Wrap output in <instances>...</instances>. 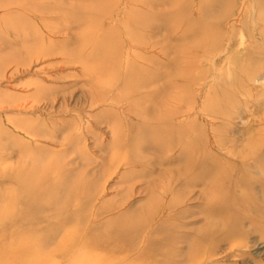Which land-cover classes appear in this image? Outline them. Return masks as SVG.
Returning <instances> with one entry per match:
<instances>
[{
    "label": "rangeland",
    "instance_id": "obj_1",
    "mask_svg": "<svg viewBox=\"0 0 264 264\" xmlns=\"http://www.w3.org/2000/svg\"><path fill=\"white\" fill-rule=\"evenodd\" d=\"M87 1L0 0V264H264V0H110L93 28ZM106 36L102 90L86 66ZM116 77L143 79L137 107ZM158 125L180 131L167 149L142 144ZM205 157L213 196L177 175ZM34 168L49 212L18 197Z\"/></svg>",
    "mask_w": 264,
    "mask_h": 264
},
{
    "label": "bare ground",
    "instance_id": "obj_2",
    "mask_svg": "<svg viewBox=\"0 0 264 264\" xmlns=\"http://www.w3.org/2000/svg\"><path fill=\"white\" fill-rule=\"evenodd\" d=\"M14 1L17 2L21 6L23 5L26 7H33V8L35 6L34 5L35 0H14ZM109 1L110 0H88L86 3L84 2L81 5V9L83 8L82 10L84 13L82 19L87 23V25L89 27L93 28V27L98 26V22H99L100 17L97 16L96 10L104 8L106 3L108 4ZM79 18H81V17L79 16ZM138 18L139 17H137L136 21L139 23V21L142 19H140V18L138 19ZM70 19H72V18H70ZM73 20L78 21V17H73ZM140 22H142V21H140ZM131 37H132V35L130 33H127V38L132 39ZM102 42H104V44L101 45ZM113 48L114 47H112V44H110V40H108V37L107 36L104 37L103 39H101L100 42H98V45L96 47L97 50L95 51V53H97V56L94 55L95 57H97L95 59L96 61L94 60V62H88L87 66H86L87 72H93V73L97 74V77H96L97 86H99L102 90H104V87H107L108 84L111 83V77L115 76L116 71H117L116 66H114V60L117 59L116 58L117 56L115 55V53L117 54V52H113L114 55L113 54L108 55V53H111L110 51ZM109 69L113 70V71L108 72ZM132 69L133 68L128 67L127 74L125 73V75L126 76L131 75ZM125 79H124V81H122V79L120 77L119 78L116 77V85H117L116 87H118L117 89L121 92V94L124 93L128 99H131L132 106L137 107V103L133 100V98H137L136 97L137 91H139V88H141L140 85H141L143 79L141 77H138L137 82L135 84L134 83L128 84L127 80L125 81ZM122 96H123V94H122ZM162 118L163 117L160 114H156V115L151 114L148 117L143 116L142 121H144V122L145 121L155 122V121H161ZM158 126H160V127H157V128L156 127H154V128L143 127V128H141L140 133H142L143 137H144L142 140L143 141L142 144H145V143L147 144V142H146L147 139L148 140L149 139H156V142L159 146L158 148H166L167 149L168 148L167 145H164L165 143L159 139H177L176 137L179 136L180 131H177L176 129H173V128L172 129L168 128L165 130V127H162L165 125H158ZM133 135H131V137H133ZM145 139H146V141L144 143ZM137 140H138V138H137ZM140 141L141 140H139V142ZM155 146H157V145L155 144ZM155 146H153V147H155ZM166 149H164V150H166ZM189 153H192V152H188V155H189ZM194 166L195 167H193L189 163H186L185 166L179 170L177 175L179 177L180 176L190 177L191 176V175H189L190 172H193L194 170L198 171V174L200 176H198V178H197V181H196V183H198L197 185L200 186L202 183L203 186H201V189H202L203 194L206 196H208V195L213 196L214 191L217 190V188L212 186L211 184H207V180H208V177H210L212 174L217 175V173L214 172V171H216L215 169L217 168V166L208 167L207 162H206V157L203 160L199 159L198 162L195 163ZM165 168L166 167H164V169ZM30 171L25 175L21 174L16 179L17 185L20 188V190H18V194H19L18 197H19V199H22V198L26 199L25 201H26V204L28 206L25 204V209H26L25 213H30V214L35 213L36 214L38 211H41L43 208L46 209L45 207H48V206H44L45 205L44 203H41V204L37 203V201H36V198L38 197L37 191H41L40 193L45 196V192H46L47 187L50 186L49 188L53 189L54 185L51 186L50 184H47V181H46L47 180L46 178L48 176L47 172L42 171L41 173H39V172H37V170L35 168L31 169ZM46 171H47V169H46ZM55 186L57 188V189L55 188V190H54L55 192H58L57 190H61V192H63L62 190H64L67 187H70V184L67 181V179L64 180L61 177V178H58L57 185H55ZM73 188L75 190V193L73 194L72 198H74L75 202L81 201L80 200V196H81L80 191H82V192L84 191L85 185L81 184V182L79 181V183L76 182L75 185L73 184ZM51 192H53V191H51ZM64 203H66V202H64ZM64 203L62 202L61 197L59 199L56 198L54 203L51 202V204L54 205V208L60 212L64 211V209L67 208L66 204H64ZM47 204H50V202ZM44 211L49 212L47 210H44ZM128 254H129L128 251L124 250L123 258L128 257Z\"/></svg>",
    "mask_w": 264,
    "mask_h": 264
}]
</instances>
